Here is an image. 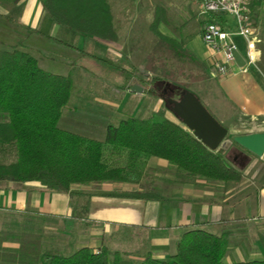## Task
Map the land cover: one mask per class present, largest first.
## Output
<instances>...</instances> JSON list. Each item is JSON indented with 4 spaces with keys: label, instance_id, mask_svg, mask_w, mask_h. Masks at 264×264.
I'll return each instance as SVG.
<instances>
[{
    "label": "crops",
    "instance_id": "obj_1",
    "mask_svg": "<svg viewBox=\"0 0 264 264\" xmlns=\"http://www.w3.org/2000/svg\"><path fill=\"white\" fill-rule=\"evenodd\" d=\"M134 1H107L116 42L83 37L72 31L76 35L73 40H79L83 52H94L98 46L103 49L106 59L96 60L112 71L118 69L117 72L125 73L116 61L129 64V56L125 55H131L132 49L131 39L121 37L117 28L115 9H119L126 32L132 34L131 30L136 26L131 11ZM45 2L0 0V50L26 53L37 61L42 71L70 78L72 64L68 59L66 62L58 58L56 51L63 47L79 52L80 49L61 37L65 28L50 19L44 8ZM193 5L190 15L180 26L172 27L169 17L171 25H160L159 32L179 43L201 64L207 79L199 85H215L221 105L216 113L212 111V116L228 131L229 140L264 134V11L254 19V63L243 67L235 64L229 74L220 76L216 65L221 56L205 46L202 31L211 20L230 32L235 31V24L229 16L202 13L194 0ZM261 7L264 9V3ZM234 42L237 53L245 58L244 41L234 37ZM79 73L80 70L73 75ZM83 75L87 76L85 72ZM137 85L141 87L139 83ZM192 88L189 90L195 94ZM142 90L140 94L133 93L134 97H145L144 88ZM80 107L103 116L96 118L98 126H84L76 121L75 116L79 114L89 115L83 110L80 112ZM111 109L120 111L117 105L107 102L74 103L68 105L67 114L63 113L57 126L63 131L103 141L107 126H117L127 118L121 116L117 121H109L113 118L108 112ZM165 117L180 123L176 118ZM223 152L228 164L242 173L243 180L238 186L200 177L189 179L176 166L155 157L149 159L144 177L137 185H72L68 192H55L38 182H0V264H39V257L49 249L62 255L82 248L96 252L107 247L111 240L117 248L123 244L142 246L138 249L141 253L124 254L132 261L141 263L147 255L165 259L175 253L176 239L195 228L228 237L229 249L235 250L236 262H242L244 258L249 261L264 259V155L255 157L235 144ZM118 233L135 235L131 239H118ZM32 259L35 262L28 263Z\"/></svg>",
    "mask_w": 264,
    "mask_h": 264
},
{
    "label": "trees",
    "instance_id": "obj_2",
    "mask_svg": "<svg viewBox=\"0 0 264 264\" xmlns=\"http://www.w3.org/2000/svg\"><path fill=\"white\" fill-rule=\"evenodd\" d=\"M107 1L46 0L44 8L54 23L69 31L116 42ZM262 4L260 0L251 2L253 21ZM160 25H171L162 6L155 9L150 26L158 41L146 57L138 82L151 86L144 93L155 97L158 95L154 86L168 84L169 94L173 93L170 97L179 100L190 86L205 81L207 76L201 64L179 43L159 32ZM73 85L69 77L39 69L37 61L26 53L0 50V149H10L15 155L13 163H0V182H38L55 192H68L72 185H137L152 157L176 166L189 179L200 177L232 186L242 182L241 171L228 164L222 150L210 151L161 110L142 119L127 117L117 126H107L103 141L59 129ZM228 248L225 235L195 228L176 239L172 256L154 259L147 255L140 264H264V259L225 263ZM124 261L121 253L107 247L96 252L82 248L69 256L49 249L38 259L39 264H125Z\"/></svg>",
    "mask_w": 264,
    "mask_h": 264
},
{
    "label": "rangeland",
    "instance_id": "obj_3",
    "mask_svg": "<svg viewBox=\"0 0 264 264\" xmlns=\"http://www.w3.org/2000/svg\"><path fill=\"white\" fill-rule=\"evenodd\" d=\"M158 6H162L166 10L168 16L172 20V27L177 28L187 19V16L190 15L189 13L193 9L194 5L193 0H135L133 2V6L131 7V11L133 12L132 16L136 25L135 30H131L134 35L133 33L128 34L126 32V28L123 27L120 21L119 9H115L117 28L121 33V37L125 36L126 38H130V41H132V49L130 51L131 55H125V57L129 56L127 59L129 64L124 61H116L117 64L120 63L118 66L121 68L123 67L122 69L119 67V69L124 70L125 73L117 72L118 69L115 71H112L110 68L107 69V67H105L106 65H103L101 61L96 60V58L106 59L103 57V49L101 50L99 46L94 52H83V46L79 44V40H73V36H76L75 33L67 29H62L64 33L61 37L68 43H75L74 47L80 49L79 52L72 49H65L63 47L57 49L56 51V56L58 58L65 60L66 62V59H68V61L72 64L70 69V78L74 85L71 100L68 104L69 106L74 103L81 102H89L93 104L97 102H107L115 104L120 111L118 113L113 109L108 111L113 115V118L109 120L112 122L119 120L121 116L142 119L155 110H161L164 115H167L171 120H175V117L170 112L168 105L165 103V98H171L170 95L173 94H169L170 86L168 84L154 86L158 97L144 93L145 97L138 98L134 97V94L129 90L130 87L139 86L137 83H139L138 79L142 77L141 73L143 72V68L146 63V56L152 51V48L158 41L152 31L149 30L151 19ZM262 11H264V9L260 6L256 15H260ZM162 27L163 26H161V28ZM79 70L81 73L73 75L75 71L77 72ZM84 72L87 76L83 75ZM155 76L156 75H154V77ZM196 84L192 85V91L195 93L194 95L200 100L206 110L211 115H214L213 112L216 113L218 107L221 105L215 85L212 83H205L201 85H199V83L197 85ZM140 86L142 89L144 88L146 90L151 88V86H148L146 83L142 85L140 84ZM189 89L187 91H190ZM123 91L127 93H124ZM103 109L104 111L107 110L106 107H103ZM66 110L64 111L65 115L67 114ZM79 110L80 112L83 110L89 114L86 116L82 114L75 116L76 121L82 123L84 126H98L96 118L98 119L99 117H103L102 115L92 113V110L90 111L88 108L80 107ZM221 119H225V117H222ZM225 121L226 120H223V122ZM14 161L15 155L12 150L0 149L1 164L7 165L13 163ZM117 235L119 236L118 239H131L134 237L135 233H118ZM112 241L113 240L107 244V247L111 252L117 251L124 257V254H129L131 252L141 253L140 250L138 251L139 248H142L140 245L130 246L129 244H123L121 246L119 244L121 248H117ZM63 255L69 256L71 253L63 252ZM235 256V250L228 248L224 258L225 263L238 261ZM132 260L125 258L124 262L125 264H140V262ZM243 261L249 260L244 258ZM34 262L35 260L33 259L28 260V263Z\"/></svg>",
    "mask_w": 264,
    "mask_h": 264
},
{
    "label": "built area",
    "instance_id": "obj_4",
    "mask_svg": "<svg viewBox=\"0 0 264 264\" xmlns=\"http://www.w3.org/2000/svg\"><path fill=\"white\" fill-rule=\"evenodd\" d=\"M198 9L208 15H226L232 18L235 31L224 30L214 21L205 24L202 31V41L214 54L220 55L221 60L216 65V72L220 76L229 74L235 66L234 53L238 48L234 37L244 41L246 55L242 58L245 64L251 65L255 61L256 51L253 43L254 21L251 15L250 4L255 0H194ZM264 3V0H260Z\"/></svg>",
    "mask_w": 264,
    "mask_h": 264
},
{
    "label": "water",
    "instance_id": "obj_5",
    "mask_svg": "<svg viewBox=\"0 0 264 264\" xmlns=\"http://www.w3.org/2000/svg\"><path fill=\"white\" fill-rule=\"evenodd\" d=\"M237 66L243 67L245 62L238 53H234ZM142 88L133 86L131 92L142 93ZM170 112L193 136L210 151H228L233 144L255 157L264 155V134L228 139V131L206 110L200 100L190 91H186L179 100L165 98Z\"/></svg>",
    "mask_w": 264,
    "mask_h": 264
}]
</instances>
